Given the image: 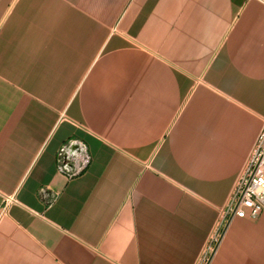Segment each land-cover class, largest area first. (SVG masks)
<instances>
[{
    "label": "crops",
    "instance_id": "0c3cea01",
    "mask_svg": "<svg viewBox=\"0 0 264 264\" xmlns=\"http://www.w3.org/2000/svg\"><path fill=\"white\" fill-rule=\"evenodd\" d=\"M263 120L264 0H0V264H264Z\"/></svg>",
    "mask_w": 264,
    "mask_h": 264
},
{
    "label": "built area",
    "instance_id": "2783aa9c",
    "mask_svg": "<svg viewBox=\"0 0 264 264\" xmlns=\"http://www.w3.org/2000/svg\"><path fill=\"white\" fill-rule=\"evenodd\" d=\"M91 162L85 142L79 138L65 141L56 153V168L68 177L83 173ZM14 201V195H4L0 207ZM226 211L239 217L256 218L264 211V120L241 172L238 174L230 194ZM208 246L197 264H207Z\"/></svg>",
    "mask_w": 264,
    "mask_h": 264
}]
</instances>
